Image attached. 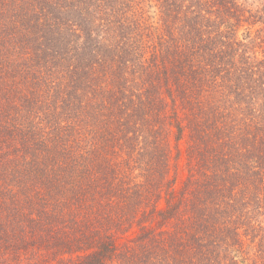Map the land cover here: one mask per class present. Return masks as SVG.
<instances>
[{
  "label": "trees",
  "instance_id": "16d2710c",
  "mask_svg": "<svg viewBox=\"0 0 264 264\" xmlns=\"http://www.w3.org/2000/svg\"><path fill=\"white\" fill-rule=\"evenodd\" d=\"M0 264H264V0H0Z\"/></svg>",
  "mask_w": 264,
  "mask_h": 264
},
{
  "label": "rangeland",
  "instance_id": "374dc122",
  "mask_svg": "<svg viewBox=\"0 0 264 264\" xmlns=\"http://www.w3.org/2000/svg\"><path fill=\"white\" fill-rule=\"evenodd\" d=\"M182 177H183V170H180L178 175H177V179L175 181V185H179V182H180Z\"/></svg>",
  "mask_w": 264,
  "mask_h": 264
}]
</instances>
